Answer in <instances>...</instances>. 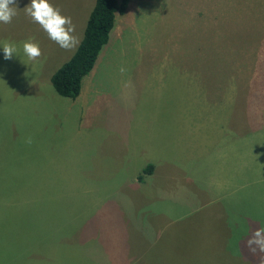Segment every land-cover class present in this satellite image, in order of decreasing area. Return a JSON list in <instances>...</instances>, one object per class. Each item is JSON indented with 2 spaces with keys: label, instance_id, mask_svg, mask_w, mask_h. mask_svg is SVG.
Listing matches in <instances>:
<instances>
[{
  "label": "rangeland",
  "instance_id": "1",
  "mask_svg": "<svg viewBox=\"0 0 264 264\" xmlns=\"http://www.w3.org/2000/svg\"><path fill=\"white\" fill-rule=\"evenodd\" d=\"M93 1L0 0V264H264V0H128L62 97Z\"/></svg>",
  "mask_w": 264,
  "mask_h": 264
},
{
  "label": "trees",
  "instance_id": "2",
  "mask_svg": "<svg viewBox=\"0 0 264 264\" xmlns=\"http://www.w3.org/2000/svg\"><path fill=\"white\" fill-rule=\"evenodd\" d=\"M127 2L128 0L93 1L74 51L49 77L50 84L58 95L71 99L78 95L81 79L91 70L99 51L108 40L109 32L114 25L115 13H123ZM152 168L151 164L145 165L136 180L141 182L143 175L150 173ZM1 194H5L4 191H1ZM26 215L34 221L37 220L30 211ZM16 220L21 222L19 215Z\"/></svg>",
  "mask_w": 264,
  "mask_h": 264
},
{
  "label": "crops",
  "instance_id": "3",
  "mask_svg": "<svg viewBox=\"0 0 264 264\" xmlns=\"http://www.w3.org/2000/svg\"><path fill=\"white\" fill-rule=\"evenodd\" d=\"M260 3V2H259ZM136 5H137V2H130L129 3V1L127 2V5H126V7H125V10L123 11V13H121V14H118L117 13V15L114 17V25H113V27H112V29L110 30V32H109V36H108V42H106L103 46H102V48H101V50L99 51V53H98V55H97V58H96V60H95V62H94V64H93V67L91 68V70L88 72V73H90V74H88V75H85L82 79H81V83H80V92L78 93V95L76 96V98L77 99H81V100H83L85 97H86V95H87V93H88V91H89V89H90V84H92L91 83V76H92V74L94 73V70H95V65L98 63L97 62V60H98V57H99V55H100V53H101V51H103V50H105L106 48V46H107V44L112 40V39H114V38H117L119 35H120V33H121V30L124 28V27H127L128 26V22H127V20H128V17H127V14L128 13H130V12H132V10H134L135 8H136ZM159 64H161V63H159ZM193 95H195V96H198L199 97V106H200V108H201V104H202V101L205 99V96H203L204 97V99L200 96V94H195V93H193ZM233 105V104H232ZM230 106V105H229ZM228 106V107H229ZM200 108H196L195 106H194V109H192V110H189L190 111V113L191 112H193V111H195V110H199ZM229 110H233V109H231L230 107H229ZM181 111V113H179V112H177L176 113V115L178 116V119H176L174 122H176V121H178L179 119H181V118H186V119H188V112L187 111H184V109H181L180 110ZM264 117V116H263ZM237 118H239L238 117V115H237ZM255 118V117H254ZM262 117L260 116V118H257V120H258V122H261V119ZM195 121H197V118L195 119ZM239 122L240 121H244V119H242V118H239V120H238ZM240 124V123H239ZM221 145V144H220ZM220 148V147H219ZM225 156V155H224ZM224 156L221 158V160L224 158ZM220 160V161H221ZM231 162H232V164H233V160H232V158H231ZM147 164H151L152 166H153V168H152V170H151V172L150 173H148V174H144V175H153L154 174V172L158 169V171H159V173L161 174V176L162 177H166L167 176V170H166V168H165V165H166V162H164V160H160L159 158L156 160V161H151L150 159H144V161H143V163H142V168L145 166V165H147ZM139 174L140 172H133V174H132V176H136V174ZM143 175V176H144ZM232 176V175H231ZM137 177V176H136ZM168 178V177H167ZM167 178H165V179H167ZM141 182H143V177H142V181ZM140 182V183H141ZM127 250H129L128 248H126ZM96 263H98V264H108L107 262H105L104 260H103V256H100L99 257V261H96Z\"/></svg>",
  "mask_w": 264,
  "mask_h": 264
}]
</instances>
